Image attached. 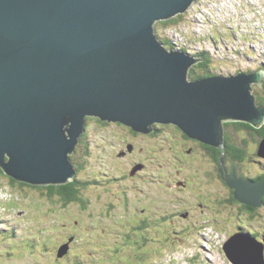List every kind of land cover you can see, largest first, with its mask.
<instances>
[{
	"label": "water",
	"instance_id": "water-1",
	"mask_svg": "<svg viewBox=\"0 0 264 264\" xmlns=\"http://www.w3.org/2000/svg\"><path fill=\"white\" fill-rule=\"evenodd\" d=\"M193 1L0 0L4 173L35 186L71 182L77 172L69 155L87 116L146 134L172 123L223 150L226 122L262 125L264 105L254 104L249 88L263 70L191 79L204 56L167 48L156 35L157 22ZM225 180L239 202L263 204L264 179H247L234 162ZM224 250L234 264H264V245L250 235L236 233ZM67 252L68 244L58 256Z\"/></svg>",
	"mask_w": 264,
	"mask_h": 264
},
{
	"label": "rangeland",
	"instance_id": "rangeland-1",
	"mask_svg": "<svg viewBox=\"0 0 264 264\" xmlns=\"http://www.w3.org/2000/svg\"><path fill=\"white\" fill-rule=\"evenodd\" d=\"M182 14L186 15L177 29L160 28L159 32L176 48L208 51L210 62L202 63L209 64L210 73L229 76L264 71V0H196ZM196 71L204 70L199 66ZM250 87L254 104L264 105L260 104L264 78L260 83L252 81ZM97 118L86 117V127L69 155L77 172L73 180L85 200L86 195L92 197L96 211L108 203L118 205L117 195L123 191L121 205L127 208L122 210L120 205L118 214L116 208L114 216L99 218L92 211L90 217L81 205L49 202L48 189L21 185L1 169L0 264H234L224 244L240 227L247 226L264 242V198L253 212L230 201L231 191L224 182L207 177L206 171L212 173L208 160L201 162L202 172L193 173L187 165L179 178L188 179L192 183L188 186L174 179L173 171V178H167L171 170L165 166L178 164L166 157L168 148L153 151L158 156L154 158L146 151L121 156L123 150L129 151L132 134L117 125L121 122L102 120L103 125ZM256 128L264 129V123ZM229 129L234 130L233 126ZM257 133L255 137L248 131L233 135L238 145L249 138L246 159L237 163L246 178L264 174V156L256 155L264 136ZM111 172L117 179L109 177ZM153 176L154 183H147ZM98 179L111 183L106 189L94 183ZM162 179L170 180V189L161 185ZM127 184L136 187L128 189ZM66 244L68 252L58 257L59 248Z\"/></svg>",
	"mask_w": 264,
	"mask_h": 264
},
{
	"label": "flooded vegetation",
	"instance_id": "flooded-vegetation-1",
	"mask_svg": "<svg viewBox=\"0 0 264 264\" xmlns=\"http://www.w3.org/2000/svg\"><path fill=\"white\" fill-rule=\"evenodd\" d=\"M206 62H210V61H206ZM205 65L209 67V64L208 65L205 64ZM200 67H203V66H200ZM101 124L104 125L105 123H101ZM117 125L122 126L124 129H127V131H129L133 136V140L131 142V145H130L131 147H130L129 151L123 150L121 156L127 155V157H128L131 154H137L138 152L143 153L144 151H146L147 156L154 158V157H158V156L156 154H153V151L158 152L160 150H164V149L168 148L166 150V157L169 159L170 163L171 162L173 163L176 160V162L178 164L173 163V165H174L173 168L176 167L175 171L173 170L171 164L168 166H165L167 169L171 170V171H169L170 173L167 174V178L171 177V175L174 172V176H173L174 179H178L179 182L182 183V185L188 186V184H192L189 182L188 179H184V178L180 179L179 178L183 173L187 172V169H188L187 165H191L192 169H194L192 171L193 173L202 172L203 168L201 167L200 164L202 161L208 160L209 164H211L210 169L212 170V173L204 171L206 173L207 177H210L213 179L219 178L221 182H226L225 177L228 174V172L231 168V164H232V162H230L227 159V153L224 155V161L222 160L220 163H218L214 157L215 156V150L211 149L208 145L202 143L201 141H199L197 139H193V138L186 136L184 134V132L179 127H177L176 125L158 124L155 126V128L153 127L152 133H150V134H146V133H142V132H136L132 128H130L127 125H124L122 123H117ZM170 127H172V129ZM234 130L230 131V129L228 130L227 128H225V145H226L227 136H229V139H231L230 136L234 135V133H235ZM237 130H239V129H237ZM237 130H235V131L236 132L248 131L250 133V135L252 132L253 137H255V134H256V131L251 130L249 127L248 128L246 127L241 131H237ZM89 131H90V129L88 128L86 130V134H88ZM165 135H166V139L162 140V138ZM159 141H161L162 144H160L158 147H154V145H156ZM121 142L126 143V140H122ZM242 143L243 144H240V145H242V147L244 146L243 147L244 149L240 148L241 146L238 144H236V146L239 147L238 150L241 149V151H243L246 155V153H247L246 147L249 143V138ZM129 144H130V141H129ZM165 144H167L166 147H165ZM118 146H119V144H118ZM225 151H226V148H225ZM118 158H119V156L117 155V159ZM143 160H145V159H143ZM179 162L181 163L182 167H178V166H180ZM234 162H236V161H234ZM147 165H148V163H147ZM237 171H238V169H237ZM238 173H241V172L238 171ZM159 175H160V177H163L162 173H159ZM109 177L110 178L113 177V178H111L112 180L117 179L113 176L112 172H111V175ZM173 177H171V179ZM136 181L137 180H135V182ZM160 182H161V185H163L165 188L170 189V186H171V184L169 183L170 180L168 183L165 182L163 179L160 180ZM94 183L96 185H100V186L102 185V186L106 187V189H107L108 185L111 183V180L103 182L102 180L98 179V180H95ZM147 183L153 184L154 183V176H153V180L151 182L148 181ZM131 187H133V189H134L136 186L134 184L133 185L127 184L128 189H130ZM229 189L232 190V188H230V187H229ZM229 200L232 201V197Z\"/></svg>",
	"mask_w": 264,
	"mask_h": 264
},
{
	"label": "trees",
	"instance_id": "trees-1",
	"mask_svg": "<svg viewBox=\"0 0 264 264\" xmlns=\"http://www.w3.org/2000/svg\"><path fill=\"white\" fill-rule=\"evenodd\" d=\"M185 15L178 14V15L172 17L171 19L159 21V22H157L155 24L156 35L158 36V38L162 41V43L167 48H172V47H174V45L172 44L171 41H169V37L165 38L164 36H162L160 34V32H159L160 28H165V29L176 28L177 29L178 25L184 19ZM183 49L185 50L186 48H183ZM198 55H203L204 56V60L201 61L200 63H198L197 65H195L191 69L190 78L191 79H196V78H202V77L217 75L214 72L210 73V71H211L210 67H208L204 63H202V62L210 61L209 53L204 51V52H200ZM199 66H203V70L204 71H202V72H197L196 71L195 72V67H199ZM262 102H264V100L260 99V104H262ZM97 120L99 122L101 121V123H104V121H102L100 118H97ZM231 126H233L235 130L239 129L237 131H241L244 128H246V127L248 128L249 127L251 130L256 131V133L258 132L260 135L264 136V129H257L249 122L229 121V122L225 123V128H227L228 130H229V128ZM235 130H234V132H236ZM230 137L232 138L231 140L229 139V136H227L226 151L223 150V147H221V146H215V145H211V144H207V143H204V144L208 145L211 149L215 150V156L214 157H215V159H216V161L218 163H220L223 160L224 155L227 153V159L230 162H232L231 166L233 165L234 161H236L238 164H241L242 162L245 161L247 153L245 155V153L243 151H241V149L238 150L239 147L236 146L235 138H233V136H230ZM261 140H263V139H261ZM261 140L259 141V143H261ZM240 146H241L240 148L244 147V146L242 147V145H240ZM256 155L259 156L258 152L256 153ZM259 157H261V156H259ZM1 169L2 168H0V170ZM248 178L251 179V177H248ZM12 179L15 180L14 178H12ZM253 179H255V180H263L264 179V174L262 173L261 175L256 176ZM19 182H20L21 185H26L27 184V183H24V182H21V181H19ZM224 184H225V186H227L229 188V186L226 184V182H224ZM34 188H46V189H48V197H49L48 201L49 202H53V203L56 202V203H60L61 205H65V206L70 205L71 203L79 204V205H81V208H83V210H86V212L89 213L90 217H91V212L93 211L94 215H95V218H99L100 216H103V217L114 216L116 214V208H117V214H118L119 213L118 206H120L121 204L124 203V202L122 203L123 199L121 197H122V195L124 196L126 194V191H123L119 195H117L118 205H115L114 203H108L105 207L100 206V209L98 211H96V208H92V204H91L92 201H93V200H91L92 197L90 195H86V200L83 198V196L80 193L79 188H77L76 180H73L71 182H68L66 184H61V185L34 186ZM230 191H231L232 200L234 202L242 204V207L245 208L248 211L253 212V211L257 210V208H253L250 205H247V204L239 202L236 199V197H235L234 190L232 189ZM121 206H122V210H125L127 208L125 205H121ZM104 208H105V210H107V212L104 210ZM104 211H105V214H104ZM138 211L141 212L140 209ZM148 226H149V224H148ZM238 232L246 234V235L250 234V232L248 231V227L247 226L240 227ZM149 234H151V233H149ZM253 235L255 236V233H253ZM136 245L137 244H134L132 246V248H135L134 252L138 253L139 249H138V247H135Z\"/></svg>",
	"mask_w": 264,
	"mask_h": 264
},
{
	"label": "bare ground",
	"instance_id": "bare-ground-1",
	"mask_svg": "<svg viewBox=\"0 0 264 264\" xmlns=\"http://www.w3.org/2000/svg\"><path fill=\"white\" fill-rule=\"evenodd\" d=\"M184 13H185V12H184ZM223 13H225V14H226L227 12H223ZM180 14H182V13H180ZM236 14H237V13H236ZM155 33H156V31H155ZM175 43H176V42H175Z\"/></svg>",
	"mask_w": 264,
	"mask_h": 264
}]
</instances>
